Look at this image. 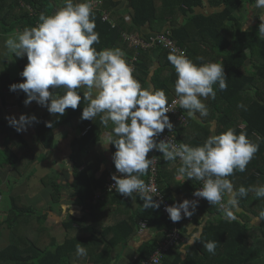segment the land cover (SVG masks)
Instances as JSON below:
<instances>
[{
	"label": "trees",
	"instance_id": "16d2710c",
	"mask_svg": "<svg viewBox=\"0 0 264 264\" xmlns=\"http://www.w3.org/2000/svg\"><path fill=\"white\" fill-rule=\"evenodd\" d=\"M53 1L55 0H0V38H6L8 34L26 26H35L41 12L51 15L54 9ZM206 1L210 7L219 8V11L208 15L195 13L196 8L203 7V0H125L126 8L131 10L129 24L120 13L114 12L119 1L102 0L100 11L95 10L96 31L100 33L101 40L95 47L98 50L119 47L127 53L129 59L136 49L123 40L122 33L140 35L142 28L148 27L156 33L168 30L174 43L184 49L187 56L197 64L222 63L228 79L227 90L221 92L216 85V99L203 100L209 108L207 116L196 113V118L193 119L188 117L187 110L180 107V112L187 118V125L182 126L171 119L174 126L172 132L179 142L184 143L186 140L185 143L191 146L202 144L213 134L208 123L210 120L216 124L215 134H220L229 127L234 128L237 134L246 132L249 139L259 145V151L245 172H235L228 179L232 180L236 189L241 185L246 188L264 185V38L258 31L262 21L260 18L247 28L242 24L241 16L236 15L241 9L255 7V0ZM101 11L109 13L114 26L102 21ZM158 50L156 67L150 51H139L134 75L145 87L151 84L154 88L164 89L170 102L176 97V74L167 59L169 52ZM197 57H203V60H197ZM14 60L21 72L27 59L14 57ZM4 65L0 69V89L9 90V85L22 82V79L18 76L10 80L7 66ZM12 94L17 104H24L22 92ZM240 103H243L247 110L238 108ZM84 106L86 105L81 104L76 110L69 108L62 117L59 114L52 116L47 113L38 119V123H34V128L46 149L53 147L55 132L67 124H76L81 132L87 129L85 134L75 141L79 151L72 156L74 178L70 190L78 201H92L96 191L102 189L107 181L95 179L89 174L88 167H82V154L95 145L102 126L99 117L93 121L80 119ZM45 122H52L53 126L47 127ZM12 131L0 156L23 174L24 170L19 167L22 157L14 151L13 145L17 133L15 129ZM111 150L113 155L116 149L112 145ZM155 155L160 157L157 162L158 186L171 204L176 203L171 198L170 187L176 183L179 161L166 162L162 159V153L155 151ZM114 168L113 164L112 171ZM146 177L141 179L146 182ZM177 184L187 190L190 196L196 191V184L192 181ZM50 186L52 202L57 203L61 186L56 182ZM111 195L120 194L115 192ZM202 205L205 208L220 210L215 205H209L207 201ZM239 210V219H219L204 226L201 240L190 247H184L186 255L183 260L180 247H176L169 251L161 264H171L175 258L177 261L174 264H264V220H261L257 227L250 225V219L258 217L259 213L264 211V198L257 199L254 192H249L247 197L239 199ZM143 211L138 214V219L146 220L147 227L157 233L153 243L147 242L140 246L137 249V257L128 264H141L147 259L156 245L164 239L168 228L167 219L162 215L160 208ZM41 218L42 216L31 214L30 209L21 204L19 198H12L7 224L12 230L13 239L11 238L8 247L0 251V264H74L75 260L82 264H109L115 246L127 242L135 234L133 224H128L130 230L127 234L115 237L112 241L107 240L109 245H106L103 242L105 236L111 233L117 236L115 228L108 229L107 234L100 232L102 239L96 237L95 233L84 235L76 231L73 234V224L80 225L82 220L71 218L65 224L67 238L63 244L58 245L47 234L45 237ZM22 219H25L24 222ZM20 228L24 230H18ZM94 240L97 241L96 244ZM207 241H217L214 254L203 247V243ZM78 243L85 248V255L77 253Z\"/></svg>",
	"mask_w": 264,
	"mask_h": 264
},
{
	"label": "clouds",
	"instance_id": "9594fccd",
	"mask_svg": "<svg viewBox=\"0 0 264 264\" xmlns=\"http://www.w3.org/2000/svg\"><path fill=\"white\" fill-rule=\"evenodd\" d=\"M102 0H61V6L51 15L41 12L35 26H26L12 32L4 41L5 55L27 59L19 73L22 82L9 85V91L22 92L25 106L36 102L46 108L52 116L66 114L67 109L76 110L81 104V120L93 121L99 117L106 131L102 144L112 145L116 151L112 155L116 173L111 175L114 182L110 190L133 198L137 193L144 201V210L159 209L160 203L147 195L149 186L141 179L160 157L149 153L153 150L162 153L166 162L179 161L177 178L202 182L193 196L206 200L209 205H218L229 221L237 219L239 199L254 192L257 199L264 198V185L235 188L228 179L235 172L243 173L259 151L246 132L236 133L229 127L215 134L213 127L202 144L191 146L175 143L167 137L160 139L165 129L173 131V124L167 113L172 106L179 104L187 110V115L195 119L209 114L203 102L216 99L219 91L227 90V77L224 66L219 62L197 64L184 50L172 47L167 56L174 68L176 80L174 91L177 99L169 104L164 89L147 87L134 75V65L127 59V53L119 47L102 48L100 33L96 31L95 7ZM257 8H264V0H255ZM258 31L264 38V17L260 19ZM202 61L203 57H197ZM238 108L246 109L243 103ZM8 126L17 133L26 132L33 123H38L35 115L21 114L5 117ZM52 127V122H45ZM87 130V129H86ZM101 144V145H102ZM155 192V188H151ZM225 197L227 199L225 200ZM199 200L185 199L165 207L169 219L176 223L190 219L196 212ZM205 216L201 218L203 220ZM264 220V211L253 218V223ZM203 224L193 226L185 247L201 240ZM78 243L77 253L85 255L86 250ZM203 247L215 253L217 241H207ZM183 253V250H181Z\"/></svg>",
	"mask_w": 264,
	"mask_h": 264
},
{
	"label": "crops",
	"instance_id": "0c3cea01",
	"mask_svg": "<svg viewBox=\"0 0 264 264\" xmlns=\"http://www.w3.org/2000/svg\"><path fill=\"white\" fill-rule=\"evenodd\" d=\"M116 1H119V4L114 9V12L120 13L126 23L130 24L131 10L126 8L125 0ZM52 4L54 12L61 6V0H55ZM217 11H219V8L210 7L206 0H203V7L195 9V13L205 15ZM241 18L242 24L244 27H247L245 23L246 18ZM153 34H156V32L151 31L148 27H143L140 36H150ZM4 41H0V69L5 64L9 72V79L13 80L19 76L20 70L14 60V56L10 54L5 55ZM149 53L152 54L156 67L155 60L158 58L159 50L154 49ZM22 97L26 99L23 93ZM47 113V109L38 106L36 102H32L28 106L17 104L12 92L0 89V153L5 147L8 136L13 132V128L8 126L5 119L6 116H15L18 119L21 114L35 115L38 120L42 116L47 115ZM208 123L211 125V131L213 127L216 129L215 122L210 120ZM6 128L7 130L5 131L4 129ZM106 131H111V125L107 129L101 126L99 139L95 145L82 154V167H88L89 174L93 175L95 179L103 180L104 182L108 181L115 169L112 171L111 145L108 147L107 144H102V138ZM85 132L86 130L83 132L79 131L77 125L74 123L67 124L55 132L53 147L46 149L38 139L34 123L27 128L26 132L17 133L15 131L17 134L15 135L16 138L14 137V151L22 157L19 167L24 171L23 174H20L10 163L5 162L0 156V251L8 247L13 239L11 235L12 230L8 227L7 219L11 208V201L14 197L19 198L21 204L30 209L31 214L42 216L43 221L41 226L45 231V237L47 234L58 245L63 244L67 238L65 224L71 218L82 220L80 225L77 223L73 224V234L76 231L84 235L95 233L96 237L98 236L102 239V235H99L100 232L107 234L109 232L108 229L115 228L114 231L117 233V236L112 233L105 236V241L103 242L106 245H109L107 240L112 241L115 237H123L127 234L130 230L128 224L132 223L135 234L127 242L115 246L109 264L132 263L138 255L137 249L147 242H152L157 233L156 231L147 227L141 233L138 232V222L141 220L138 219V214L144 212L142 208L143 200L139 196L133 195V198H131L122 195H111L113 194L111 193L100 195L101 198L98 199L94 195L92 201H78L70 190V184L74 178L72 156L79 151V146L75 144V141L82 137ZM183 138L185 137L183 136ZM175 181L176 183L170 187L171 198L174 202L190 199L192 195L190 196L187 190L182 189V186L177 184L184 182V179L177 178L176 176ZM54 182L61 186L60 198L57 203H53L51 199L52 188L50 185ZM226 199L227 197H225ZM203 216L205 218L201 220ZM253 218L255 217L250 219V225L251 227H257L261 223V220L253 223ZM219 219H225L223 211L205 208L202 203L198 205L195 214L181 225L184 237V242L180 246V251L183 250V253L181 252L182 260L186 255L184 247L187 239L190 237L191 231L196 230L192 228V225L203 224L206 226L208 223L217 222ZM237 219L239 218L237 217ZM24 220L22 219V222ZM18 230L22 231L24 228ZM93 242L96 244L97 241L94 240ZM172 261L173 263L171 264H174L177 259L175 258ZM74 264L82 263L75 260Z\"/></svg>",
	"mask_w": 264,
	"mask_h": 264
},
{
	"label": "built area",
	"instance_id": "2783aa9c",
	"mask_svg": "<svg viewBox=\"0 0 264 264\" xmlns=\"http://www.w3.org/2000/svg\"><path fill=\"white\" fill-rule=\"evenodd\" d=\"M100 5H101V3H98L95 7V10L100 11ZM101 13H102V21H107L111 24V26H114L113 21L110 19L109 13L106 11H101ZM121 36H122L123 40L130 45V47H133L136 49L135 54L128 59L134 65V72H135V64L138 61L139 51H151L154 49H164V50L169 52L172 47L184 50L174 43V41L170 37V32L168 30H165L163 32L156 33V34H153L150 36H145V37L140 36V35H136V34H129V33H125V32L122 33ZM174 99H177V97H174L172 100H174ZM172 100L169 102V104H171ZM171 106H172L173 111L167 113V115L169 116V119L176 121L177 123H179L182 126H186L187 125V118L185 115H183L180 112L179 104H174ZM167 136L173 142H175L177 144L181 143L176 139L173 132L169 133L167 129H165V132L161 134L160 139H164ZM150 154H151V157L156 156L154 150L152 152H150ZM157 162H158V160L155 162L153 167L149 170V173L146 177V184L149 186V192L147 193V195H153L154 196L153 200L160 203L159 208H160L162 215L167 219L168 228L166 230L164 239L156 245L152 254L147 259L143 260L141 262V264H161L164 257L169 253L170 250H172L176 247H180L182 245V243L184 242V237H183L182 231H181V225L184 221L188 220V218H185V219H182L180 222L174 223L169 219L168 214L165 211V207L170 206L172 204L166 198V196L163 194V192L160 190V188L158 186ZM113 173H116L115 169L112 172V174ZM116 174L119 175L118 173H116ZM110 177L103 187L102 194H100L101 196L115 192L114 189L110 190V185H112L114 183ZM184 181H185V179H184ZM188 181L189 182L192 181L196 184V190L198 188L202 187V182H200V181H197L195 179L188 180ZM151 188H155L156 191L152 192ZM95 195H96V199L101 198L100 195H97V193ZM133 195L139 196V194H137V193H134ZM188 200H199V204L206 202V200H204V199L194 197L193 194H192L191 198ZM215 206H217L219 208L218 205H215ZM146 228H147V221L146 220H140L138 222V232L141 233Z\"/></svg>",
	"mask_w": 264,
	"mask_h": 264
},
{
	"label": "rangeland",
	"instance_id": "374dc122",
	"mask_svg": "<svg viewBox=\"0 0 264 264\" xmlns=\"http://www.w3.org/2000/svg\"><path fill=\"white\" fill-rule=\"evenodd\" d=\"M237 16H241V17H245L246 18V25H247V28H250L255 21H257L258 19L264 17V8H257L256 6L255 7H248V8H244L241 10V12H237L236 13ZM11 34V33H10ZM5 37L4 38H0V41H4ZM82 162H83V159H82ZM102 189H98L96 192H97V195H100L102 194Z\"/></svg>",
	"mask_w": 264,
	"mask_h": 264
}]
</instances>
